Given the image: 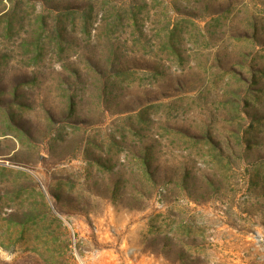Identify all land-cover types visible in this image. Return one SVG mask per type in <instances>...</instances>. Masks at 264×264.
<instances>
[{
    "label": "rangeland",
    "instance_id": "rangeland-1",
    "mask_svg": "<svg viewBox=\"0 0 264 264\" xmlns=\"http://www.w3.org/2000/svg\"><path fill=\"white\" fill-rule=\"evenodd\" d=\"M247 145L264 0H0V264H264Z\"/></svg>",
    "mask_w": 264,
    "mask_h": 264
},
{
    "label": "trees",
    "instance_id": "trees-1",
    "mask_svg": "<svg viewBox=\"0 0 264 264\" xmlns=\"http://www.w3.org/2000/svg\"><path fill=\"white\" fill-rule=\"evenodd\" d=\"M70 106H71V104H68V109H70ZM254 113H257V111H254ZM250 140L252 141V140H256V139H254V137L247 139V141H250ZM229 148H230V152H225V156L230 160L233 157V155L235 154V152L232 149V147H229ZM256 148L257 147H251L250 145H247L246 147H244L242 149V153H244V156H246V157L259 156L261 158H264V151L263 152L257 151ZM141 164L144 168L145 174L148 175L149 177H151L152 172L149 169V164H148L147 160L143 159ZM185 180H186V174L184 173L181 176V181L184 184V188H185ZM247 183H248V186H247L248 190L251 193H254L256 197H262L263 198L262 202L264 203V175L260 176V177L258 175H256V176L250 175L247 179ZM207 186L212 191H216L218 189L216 181H214L212 179L211 180L209 179L207 181Z\"/></svg>",
    "mask_w": 264,
    "mask_h": 264
}]
</instances>
